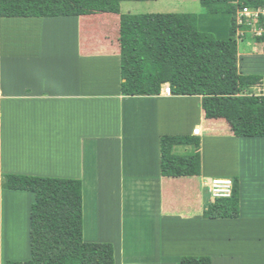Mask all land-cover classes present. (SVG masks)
<instances>
[{
  "label": "crops",
  "instance_id": "crops-1",
  "mask_svg": "<svg viewBox=\"0 0 264 264\" xmlns=\"http://www.w3.org/2000/svg\"><path fill=\"white\" fill-rule=\"evenodd\" d=\"M53 21H57L55 26L63 25L67 34H73L72 44L67 42L70 47L62 46L61 42L57 48L54 45L52 51L48 48L46 41L49 23ZM58 21H62L61 24ZM9 22L8 25L14 24V30L26 32V36L19 40L13 38V27L5 26L2 31L1 23H5V20L0 18V174L81 180L83 219L87 226L92 225V229L95 225L93 201L98 202L99 196L112 192L118 197L115 209L119 213V217H113L110 224V228L117 224L120 233L115 243L118 247L116 264H144V259L149 260V264H165L167 257H162L161 252H157L160 244L156 246L157 249L152 246L155 247L153 257L144 256L147 247L141 242H147L148 239L136 237L137 218L131 217V212L135 210V205L137 212L144 209L156 219L155 225L172 219L173 214H163L160 209L163 188L154 159V156L158 155V139L163 135L162 132H165L161 127L158 128L155 121L156 117L166 110L156 111L155 105L152 107L151 104L157 102L160 97L165 100L167 97L119 96L118 60L114 56L94 54L93 48L97 45L95 41H89L90 37L86 42L81 41L80 35L86 31L79 27L80 22L77 19H21ZM205 27L200 28L207 29L208 25ZM210 28L209 26V31ZM33 34L37 36H32ZM225 36L220 38H226ZM18 42L19 48L12 49L13 45L14 48L15 45L18 47ZM102 75L105 78H102ZM152 119L154 137L151 134ZM198 120L202 124L200 111ZM184 126L185 123L183 129ZM195 127L200 126L194 125L188 131L190 135ZM135 131L136 135L133 133ZM127 135L132 136L133 144L139 142L128 152L126 145L129 141L127 142L125 137ZM153 138L154 144L149 143ZM208 140L211 139L204 137L201 141V150ZM219 140L220 143L233 148L237 154L234 171H223L218 173L221 174L219 177L230 179L234 175L237 176L242 190L241 180L248 172L240 170L239 147L243 140L229 137H219ZM255 141V145L264 144V140ZM203 170L202 161L200 180L205 179L206 171ZM261 173L263 172L254 174L256 178L252 179V183L259 179L264 186V175ZM203 185L204 182L200 183L201 188ZM83 191L85 194L89 192L87 199ZM4 193L8 194L5 205L7 202L11 204L6 209L13 212L16 204L18 207L21 205L18 196L22 194ZM139 193L141 196L138 197ZM262 194L264 195V188ZM24 196L23 201L31 204L29 196ZM242 197L241 193L240 212ZM105 200L106 198H103L102 203ZM197 204H200V208L198 207L195 215L181 218L186 221L201 220L204 204L202 197ZM1 213L0 209V219ZM6 216L10 233L12 221L9 215ZM245 217L246 215L240 213L238 220ZM262 218L264 219V214ZM130 225L132 229L129 228ZM125 229L131 230L134 235L128 238V246ZM87 231L88 235H91L92 231ZM85 237L83 234L85 242H91ZM235 259L239 258L236 256ZM5 261L13 260L7 258ZM18 263L28 264V260ZM239 263L244 264V261ZM259 264H264V260Z\"/></svg>",
  "mask_w": 264,
  "mask_h": 264
},
{
  "label": "trees",
  "instance_id": "trees-1",
  "mask_svg": "<svg viewBox=\"0 0 264 264\" xmlns=\"http://www.w3.org/2000/svg\"><path fill=\"white\" fill-rule=\"evenodd\" d=\"M128 1L165 0H0V18L114 17L118 21L119 96L158 97L162 86L167 84L174 97H199L202 118L207 122L223 121L228 127L227 137L264 140V92L255 95L252 91L264 86V75H245L240 71L237 43L238 36L242 38L250 33L253 26L262 28L263 32L254 34L252 40L264 55V16L259 15L255 22L239 15L243 8L264 12V0H198L201 15L123 14L121 4ZM203 16L211 20L208 23L224 18L228 36L218 39L201 31L200 27L206 26L201 25ZM84 37L80 35V40L86 42ZM205 127L204 136L209 137L205 130H210L212 125ZM178 147L190 151L178 153ZM201 154L200 138L189 133L161 135L154 159L162 188L170 180L200 178ZM1 177L5 181L3 190L33 195L28 213V264L117 263L118 251L112 243L83 239L81 180L26 175ZM231 181L228 198H208L204 202L202 219H239V178L232 176ZM192 203L197 204L198 199H192ZM163 214L175 213L163 210ZM4 264L22 263L5 261ZM178 264H212V260L205 256L182 257Z\"/></svg>",
  "mask_w": 264,
  "mask_h": 264
},
{
  "label": "rangeland",
  "instance_id": "rangeland-1",
  "mask_svg": "<svg viewBox=\"0 0 264 264\" xmlns=\"http://www.w3.org/2000/svg\"><path fill=\"white\" fill-rule=\"evenodd\" d=\"M121 12L123 14L188 13L196 15H201L203 13L198 0H165L143 3L128 1L121 4ZM81 20L82 21L79 20V27L83 31H86V33H82V36H85V39L90 37V42H96L95 44L97 46H95L96 48H93L94 54H104L107 57L114 56L118 60L117 65H119V57L117 54L119 43L116 38L118 31L117 19L108 16L96 18L85 17ZM200 20L201 22L204 20V22H202L203 25L208 24V28L209 26L211 27V31H209L208 28V30L200 28L201 31L210 32L218 39H224L220 37H224L225 35V37L228 36V25H226L227 22L224 18L218 20L217 23H208V18L204 16L203 19L200 18ZM9 21L17 20H5V23H1V29L5 26L10 28L13 27L11 30L12 37L18 40L22 38V36H26V32L22 33L19 29L14 30V24L8 25L10 24ZM58 22L60 23L62 21ZM56 23L57 21H53L51 23L52 25L49 23L48 38L46 42L51 51L55 46L57 48L61 42H63L62 46L70 47V44H72L71 42L74 41L73 34L71 32L67 34L66 29H64L65 27L63 25L55 26ZM83 27L86 28L84 29ZM89 32L91 34H89ZM250 33L245 34L240 39L236 38L238 43V64L239 66H242L240 71L245 75H264V56L262 50L259 49L252 40L254 29H252ZM32 36L37 35L33 34ZM97 43H100L101 46ZM19 45L18 42V47L15 45L14 48L13 45L11 48L15 50L16 48H19ZM103 75L102 78H105V75ZM252 91L253 94L260 95L264 92V86H257L253 88ZM151 104L152 107L155 105L156 111L159 109L166 110L165 112L163 111L161 116H157L155 121L158 128L161 127L165 130V132H162L163 135H184L188 133L194 125H199L202 130L205 125H212V127H209L210 130H205L208 131L207 134L212 141L208 140L201 150L203 167L206 171L204 172V175L207 179L220 178L219 176H221V174L218 173L236 167L237 154L234 152L233 148L219 142V137L227 138L226 136H228L227 125L223 121L207 122L205 119H203L202 124L198 122L200 111L198 98H167L165 100V98L160 97L157 102ZM184 123L185 126L183 129ZM153 127L154 121L152 119V137H154ZM133 133L135 135L137 134L136 131ZM125 137L127 142L129 141L126 145L128 152L133 150L132 147L139 142L133 144L132 136L127 135ZM204 137V134L200 137L201 141ZM252 140L253 141L247 139L241 141L239 147L241 157L240 170H248L243 176V180H241L242 190L240 189V194L242 193L243 196L241 199L240 213L243 216L246 215L245 219L240 221H210L201 218V220L189 219L186 221L183 217L181 218V216L195 215L200 208V204L192 203V199H198V202H200L201 197L204 202H207L208 200L206 189H204V187L201 188L200 186V183H202L203 180L202 182L199 178L170 180L171 183L165 182L163 185V191L165 192H162L160 209L162 211L165 210L166 212L171 211L172 213H175L176 216L172 215V219L162 221V223L158 222V224L155 225L154 221L156 219L150 216L152 215L151 213H147L144 209L142 212H137L138 208H136V205L133 206L135 210L131 212V217L137 218V227H135L137 228L135 231L136 237L139 239L142 236L148 239L147 242H141L143 246L147 247L144 256L148 258L153 257L155 254V247L160 244V251L158 249L157 252H161L162 257H167L165 264H178L179 259L182 257L204 256L209 257L212 260V264H240L239 262L242 263L243 261L244 264H259L261 260H264V219L262 218V215L264 214V195L262 194V188H264V186L259 179H256L252 183V179L256 178V175L254 174L258 175V172L261 171L263 172L261 173L262 176L264 175V144L258 143L255 145L257 142L255 141L256 139ZM151 142L154 144V138L152 141H149V143ZM185 151L189 152L190 149L184 147L176 148V152L178 153ZM234 169L232 171H234ZM1 176L2 174H0V209L2 211L0 219L1 264H3L4 260L7 258L13 261L25 262L29 258L28 213L31 204H27L23 200L25 198L24 194H27L31 200L30 203H32L33 195L26 192H8L11 194L22 195L18 196L20 197L21 205L18 207L15 203L16 205L13 207V212L7 210L6 207H9L11 204L7 202L5 205L8 194L6 195L4 192L7 191L3 190L1 187L2 183H5ZM221 181L228 184L225 180ZM215 183L218 182H213V184ZM88 194L89 192L85 194L86 199L89 197ZM139 196H141V193H139L138 197ZM103 198H106V200L102 203ZM117 201L118 197L110 191L106 195L99 196L98 202L96 200L93 201L95 218L93 229L92 225L87 226L83 219V234H85L87 240L89 239L91 242L112 243L114 247H116V251L118 247L115 243H117L116 240L120 233L117 224H115L113 228H110V224L113 217H119V213L115 209ZM6 214L9 215L12 221V230L10 233L7 226ZM149 217L150 221H148ZM139 226L140 229H138ZM129 228L132 229L131 225ZM87 229L92 231L91 235H88ZM130 237H134L132 231L125 229L126 242H128L127 240ZM133 240L130 241L131 245ZM129 244L130 243L128 242L126 246ZM131 252H133L132 249ZM236 256L239 258V262L235 259ZM144 264H149V260L144 259Z\"/></svg>",
  "mask_w": 264,
  "mask_h": 264
},
{
  "label": "clouds",
  "instance_id": "clouds-1",
  "mask_svg": "<svg viewBox=\"0 0 264 264\" xmlns=\"http://www.w3.org/2000/svg\"><path fill=\"white\" fill-rule=\"evenodd\" d=\"M242 10L240 11V13L242 12ZM250 11L251 12H255V11H252V10H250ZM252 29H254V34L255 35H257L256 32L258 30L261 31V33L263 32V29L262 28L261 29L260 28H256L255 26H253ZM252 29H251V31H252ZM239 34H241V33H239ZM238 39H240L239 36H238ZM161 95L164 96V97H167V98H170V97H172V98H192V97H174V96H172L171 95V92H170V89H169V86L167 84H165V85L162 86L161 92H160V96ZM160 96H158V97H160ZM152 98H156V97H152ZM196 98H198L199 104H200V98L199 97H196ZM200 111H201V109H200ZM196 128H198L200 130V134L199 135H194L193 134V130L196 129ZM201 129L202 128H200V127L193 128L192 131H191V135L194 136V137L200 138L204 134L203 133V130H201ZM221 180L227 181L228 184H225L224 181H221ZM200 181L202 182V180H200ZM203 182H204L203 187H204V189H206L209 199L210 198L211 199H213V198H228L230 196L231 187H232L231 178L230 179H228V178H213V179H207L205 177V179H203ZM213 182H218V183L221 182V183L219 185H217L216 188H214Z\"/></svg>",
  "mask_w": 264,
  "mask_h": 264
},
{
  "label": "built area",
  "instance_id": "built-area-1",
  "mask_svg": "<svg viewBox=\"0 0 264 264\" xmlns=\"http://www.w3.org/2000/svg\"><path fill=\"white\" fill-rule=\"evenodd\" d=\"M239 15L242 16V17H246L247 19L254 20L256 22V20L259 18V15L264 16V12L263 11H260V10L259 11H255V12H251L247 8H244ZM239 23H241V21ZM256 34L260 35L261 34V31L258 30L256 32ZM193 134L194 135H199L200 134V130L198 128L194 129L193 130Z\"/></svg>",
  "mask_w": 264,
  "mask_h": 264
},
{
  "label": "bare ground",
  "instance_id": "bare-ground-1",
  "mask_svg": "<svg viewBox=\"0 0 264 264\" xmlns=\"http://www.w3.org/2000/svg\"><path fill=\"white\" fill-rule=\"evenodd\" d=\"M220 183H221V182L213 184V185H214V188H216L217 185H219ZM224 183L227 184L226 182H224Z\"/></svg>",
  "mask_w": 264,
  "mask_h": 264
}]
</instances>
